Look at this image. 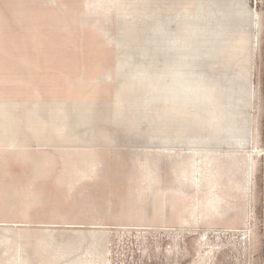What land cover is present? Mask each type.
Returning a JSON list of instances; mask_svg holds the SVG:
<instances>
[{
  "label": "rangeland",
  "instance_id": "rangeland-1",
  "mask_svg": "<svg viewBox=\"0 0 264 264\" xmlns=\"http://www.w3.org/2000/svg\"><path fill=\"white\" fill-rule=\"evenodd\" d=\"M19 38L34 56H12ZM173 116L254 136L253 229L164 219L188 215L157 189ZM0 223V264H264V0H0Z\"/></svg>",
  "mask_w": 264,
  "mask_h": 264
},
{
  "label": "crops",
  "instance_id": "crops-1",
  "mask_svg": "<svg viewBox=\"0 0 264 264\" xmlns=\"http://www.w3.org/2000/svg\"><path fill=\"white\" fill-rule=\"evenodd\" d=\"M158 17L161 16L157 15L156 40H147V44L151 43L158 46L165 43L166 37L164 36L166 34L160 36ZM211 31L206 28L205 36L212 35ZM144 33L143 30V36ZM187 35L189 37V56H196L197 50L191 46L197 44L195 41L200 35L198 34V27L189 28ZM148 37L147 28V39H149ZM171 38L174 39L172 36ZM170 43L174 44L173 40ZM35 47V42H26L19 38L16 42H12V56H16V54L18 56H31L35 54ZM179 51L180 47L178 52L175 51L177 56H184ZM187 72L185 76L188 79L186 82L188 84L192 79L193 72L191 69ZM158 79L162 83L165 82L164 70L163 74H158ZM170 80L173 83V88L172 90L170 87L168 89L175 92V85L176 83L180 84V77L172 75ZM174 104L176 103L174 102ZM187 104L184 101L183 105ZM197 124L196 117L157 118L156 134L153 140H156L157 149L163 150V158L166 153L173 157L172 163H168L171 161H168L167 164L163 163L162 170L161 165L158 164L157 189H173L169 195L174 202L166 203L163 200L162 203L164 205L179 204L176 198L188 197L187 216L180 212L177 214L174 210L171 213L168 212L169 214H166L164 219L170 222L187 221L181 224L188 225L192 229L204 230L205 236L210 238L224 235L236 236L245 233L250 228L253 229L252 221L258 220V215L251 211L254 190V182L251 177L252 165L245 160L250 153L253 152L254 154L255 151H259L254 136L238 132L191 131V127ZM170 126L174 127L169 128ZM181 126H188V131H180ZM177 157L182 158V160H176ZM161 171L162 181L160 180ZM168 174H171L172 180L165 181ZM165 182L168 183L167 186ZM158 195V198L161 197L159 191ZM5 219L9 220L10 218ZM0 225L8 224L0 223Z\"/></svg>",
  "mask_w": 264,
  "mask_h": 264
}]
</instances>
